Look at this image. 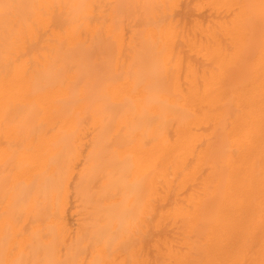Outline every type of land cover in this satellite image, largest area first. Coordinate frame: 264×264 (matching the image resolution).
<instances>
[{
  "label": "bare ground",
  "instance_id": "bare-ground-1",
  "mask_svg": "<svg viewBox=\"0 0 264 264\" xmlns=\"http://www.w3.org/2000/svg\"><path fill=\"white\" fill-rule=\"evenodd\" d=\"M140 239L264 264V0H0V264Z\"/></svg>",
  "mask_w": 264,
  "mask_h": 264
},
{
  "label": "rangeland",
  "instance_id": "rangeland-1",
  "mask_svg": "<svg viewBox=\"0 0 264 264\" xmlns=\"http://www.w3.org/2000/svg\"><path fill=\"white\" fill-rule=\"evenodd\" d=\"M153 241V240H152ZM155 242V243H154ZM139 245H138V251L139 252H141V250H143L142 251V253H141V259H139L137 262H135V264H157V262L159 263V258H157L158 259V261H157V259L155 258V260H154V258H153V260H152V258L150 259V258H148V257H150L151 256V254L152 253H155V254H159V252H165L166 251V249H172V250H174L175 249V247L176 246H178V245H180V247H181V249H180V247H177L178 248V250H187V245H186V243H185V241H179V243L178 242H176V243H171V244H169V243H164V242H159L160 244H161V246H159V243H157L156 241H153V242H150L148 239L147 240H142V239H140L139 240ZM150 243H151V245H150ZM156 244H157V246H156ZM155 245V246H154ZM170 245V246H169ZM172 245H174V249L172 248ZM176 245V246H175ZM149 246H152V248L154 249V251H152V249L151 248H149ZM165 246V249H163L162 250V248ZM183 246H185V247H183ZM145 247H147V248H145ZM182 247H183V249H182ZM252 247V248H251ZM145 248V249H144ZM156 248V249H155ZM161 248V249H160ZM177 248L175 249V250H177ZM249 248H251V249H253L254 247L253 246H250ZM151 249V254H150V256L148 255V257H146V254H149L148 252H149V250ZM251 249H249L250 251H251ZM146 250V251H145ZM159 250V251H158ZM144 251L145 252H147L144 256H143V254H144ZM157 251V252H156ZM250 251H248V252H250ZM145 257V258H144ZM244 258V259H243ZM150 259V261L148 262V260ZM167 258H163V259H161L160 260V262L162 261V260H164V262L163 263H160V264H166V263H168V264H175V262L173 261V260H169V259H167ZM245 260V261H244ZM168 261V262H167ZM171 261V262H170ZM227 260H220V259H217V260H214V262H213V260L211 261V262H209V261H197L199 264H212V262H213V264H235V261L237 262L236 264H255L256 262H254V260H252L248 255H244V257H242V258H238V259H236V260H233V261H227ZM209 262V263H208ZM244 262V263H243ZM253 262V263H252ZM188 263H190V261L189 260H184V261H182V263L181 264H188ZM191 263H192V261H191ZM31 264H35V263H32L31 262ZM124 264H131L130 262H127V263H124ZM192 264H197L196 263V261H193V263Z\"/></svg>",
  "mask_w": 264,
  "mask_h": 264
}]
</instances>
